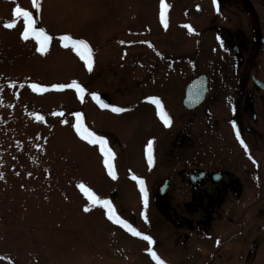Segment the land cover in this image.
<instances>
[{
  "label": "rangeland",
  "instance_id": "374dc122",
  "mask_svg": "<svg viewBox=\"0 0 264 264\" xmlns=\"http://www.w3.org/2000/svg\"><path fill=\"white\" fill-rule=\"evenodd\" d=\"M39 3L36 13L32 0H0V264H154L149 251L163 264H241L242 243L254 232L251 226L243 238H229L223 245L235 225L214 222L205 236L186 227L189 214L177 216V221L173 210L183 200L177 197L178 186L165 215L152 202L160 179L154 160L149 167L148 145L152 143L153 151L160 117L148 101L158 100L164 111L167 95L160 87L184 80L180 69L161 58L160 53L171 52L173 41L168 38L175 32L160 22L161 0ZM164 3L168 23L178 15L188 20L197 15L198 4L206 6L205 0ZM16 8L32 14L36 31L50 37L45 56L38 54L35 40L21 39L23 19L15 16ZM8 23L16 27L5 28ZM64 36L90 46L91 73L74 52L61 47ZM73 82L85 89L83 101L69 87ZM31 84L65 91L36 94ZM94 92L106 95L111 107L127 111L117 115L99 108L91 99ZM168 98L175 102L174 94ZM77 116L86 131L107 141L115 180L104 167L99 145L77 136ZM169 166L164 163L159 170L167 172ZM133 177L144 181L147 208ZM80 185L109 201L153 246L108 221L103 209L90 205ZM85 207L91 210L85 213ZM258 224L264 242V219ZM263 259L261 248L253 264Z\"/></svg>",
  "mask_w": 264,
  "mask_h": 264
},
{
  "label": "flooded vegetation",
  "instance_id": "af4514ba",
  "mask_svg": "<svg viewBox=\"0 0 264 264\" xmlns=\"http://www.w3.org/2000/svg\"><path fill=\"white\" fill-rule=\"evenodd\" d=\"M205 3L188 20L178 15L168 23L175 30L167 37L173 47L161 58L180 69L184 80L160 87L171 125L166 128L159 119L152 156L160 180L152 195L157 194L159 212L165 214L178 186L177 197L183 200L174 215L189 214L186 227L205 236L214 222L235 225L223 245L243 238L251 226L250 240L240 241L245 248L240 256L241 264H253L264 248L258 224L264 219V0H217L219 14L212 0ZM164 163L170 164L167 172L159 170ZM165 180L167 190L160 194Z\"/></svg>",
  "mask_w": 264,
  "mask_h": 264
},
{
  "label": "snow or ice",
  "instance_id": "6c2138e0",
  "mask_svg": "<svg viewBox=\"0 0 264 264\" xmlns=\"http://www.w3.org/2000/svg\"><path fill=\"white\" fill-rule=\"evenodd\" d=\"M213 6L217 8V14H219L217 0H212ZM33 7L35 9L36 13H39L40 3L39 0H32ZM199 11V9H197ZM167 12L168 7L164 3V0H161L160 5V22L163 25L165 29L168 28V20H167ZM15 16L18 18L23 19V26L24 31L21 39L25 42L29 40H35L36 44L39 45L37 51L40 56H45L47 54L49 44H50V37L45 34L43 31H36V25L33 20V15L30 14L28 11H22L20 8L15 9ZM7 29H13L16 27L14 23H8L4 25ZM188 32L190 34H195L191 27H188ZM63 43L61 44L62 48L69 49L72 52H74L75 56H77L86 67L87 71L91 73L93 71V52L90 48V46L82 41V40H75L70 38L69 36L62 37ZM9 87H15V85H9ZM31 90L36 94H42V93H48V92H55L60 93L65 91L64 87L57 86V87H51V88H45V87H37L35 84L29 85ZM72 90H74L75 94L78 96V98L83 101L85 99V89L81 87L78 83L73 82L69 86ZM91 99L99 106L101 109H106L109 112L115 113L117 115L121 114L123 111H127V109H120L118 107H108L105 103L102 102L101 98L98 95H92ZM148 103L154 104L156 106V109L158 110L159 117L164 124V126L170 127L171 121L167 117V115L163 112L161 109L160 102L158 100H149ZM56 115H62V113H57ZM37 120H40V117H36ZM81 120L80 116L76 117V125H75V132L77 136L82 141H86L90 145H99L101 155L104 157V167L107 169L108 175L115 180L116 176L113 171V164L112 161L114 159V156L112 152L106 147L107 141L104 139H100L99 137L93 135L92 132L86 131L83 124L79 123ZM233 129H236V125L233 124ZM236 139L240 142L241 147L244 149L245 152L248 151L245 143L243 140H241L239 132L236 133ZM250 158V157H249ZM148 164L149 167H152L153 164V156H152V143H149L148 145ZM134 180H136V184L139 186L140 194L143 198L144 207L147 208L148 206V195L144 187V181L138 180L135 177H133ZM80 191L84 193L86 199L89 201L90 205H92L95 208L103 209L104 213L106 214V218L108 221H110L113 225H117L120 228H122L124 231L129 233L133 237H137L141 241H145L148 246L151 248L154 244L153 240L147 236V235H141L138 231H136L134 228L130 227L119 215H117L116 210L112 206V204L107 200H100L95 195H93L90 191H88L87 188H85L83 185H80ZM91 209L88 207H85L83 211L85 213L89 212ZM147 222V221H146ZM217 246H219V242H217ZM151 257V259L154 261V264H163V262L158 258L156 252L149 251L147 253Z\"/></svg>",
  "mask_w": 264,
  "mask_h": 264
},
{
  "label": "water",
  "instance_id": "95a60500",
  "mask_svg": "<svg viewBox=\"0 0 264 264\" xmlns=\"http://www.w3.org/2000/svg\"><path fill=\"white\" fill-rule=\"evenodd\" d=\"M101 99H102V98H101ZM102 102L105 103V104H108L107 101L102 100ZM154 201H155V197H154Z\"/></svg>",
  "mask_w": 264,
  "mask_h": 264
}]
</instances>
